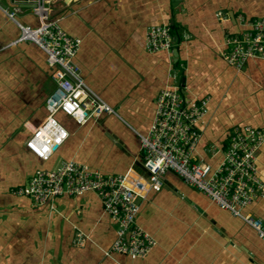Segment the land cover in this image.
Here are the masks:
<instances>
[{
	"label": "crops",
	"instance_id": "obj_1",
	"mask_svg": "<svg viewBox=\"0 0 264 264\" xmlns=\"http://www.w3.org/2000/svg\"><path fill=\"white\" fill-rule=\"evenodd\" d=\"M17 7L20 22L38 25L32 8L0 0V264H264L256 232L173 172L140 201L137 223L156 241L144 259L104 255L117 224L96 194L37 206L13 193L36 170L69 160L103 175L145 178L139 136L149 132L158 94L175 81L186 99L209 98L193 158L217 168L235 128H264V61L239 71L223 59L225 40L247 29L241 19L264 17V0H57L53 18L82 40L75 62L85 83L118 115L79 125L58 114L69 137L47 162L25 143L47 117L53 69L36 44L17 43L20 30L4 12ZM162 24L172 28L175 48L149 53L147 31ZM256 164L264 182V145ZM246 211L264 221V197Z\"/></svg>",
	"mask_w": 264,
	"mask_h": 264
},
{
	"label": "built area",
	"instance_id": "obj_2",
	"mask_svg": "<svg viewBox=\"0 0 264 264\" xmlns=\"http://www.w3.org/2000/svg\"><path fill=\"white\" fill-rule=\"evenodd\" d=\"M56 1L14 0L15 5L32 8L38 21L35 27L18 20V7L13 11L4 10L20 30L17 43L36 44L46 54L47 65L53 69L55 89L46 100L47 117L31 130L25 143L26 149L44 162L50 160L69 137L58 114L72 118L79 125L104 115H118L85 83L81 68L75 62L82 40L68 35L59 20L53 18ZM241 21L247 29L229 36L223 53L225 62L239 71L251 60L264 61V17L248 23L244 19ZM175 45L169 25H154L148 29L145 48L149 53L172 54ZM208 105V97L186 99L178 81L160 91L149 132L139 136L145 178L131 173L103 175L69 160L52 169L36 170L29 183L13 193L28 197L37 206L52 205L62 196L96 194L104 211L117 224V238L104 255L144 259L156 246V241L137 223L140 201L149 192L161 190L165 174L173 172L213 204L240 218L264 242V221L246 211L257 198L264 197V182L258 176L256 164L257 153L264 145V128H235L217 168L198 163L193 158L200 139L198 125L208 114Z\"/></svg>",
	"mask_w": 264,
	"mask_h": 264
},
{
	"label": "water",
	"instance_id": "obj_3",
	"mask_svg": "<svg viewBox=\"0 0 264 264\" xmlns=\"http://www.w3.org/2000/svg\"><path fill=\"white\" fill-rule=\"evenodd\" d=\"M174 55H175V57H178V51H177V49H175V51H174ZM54 149L56 150L57 147H55Z\"/></svg>",
	"mask_w": 264,
	"mask_h": 264
},
{
	"label": "trees",
	"instance_id": "obj_4",
	"mask_svg": "<svg viewBox=\"0 0 264 264\" xmlns=\"http://www.w3.org/2000/svg\"><path fill=\"white\" fill-rule=\"evenodd\" d=\"M173 31V30H172Z\"/></svg>",
	"mask_w": 264,
	"mask_h": 264
}]
</instances>
